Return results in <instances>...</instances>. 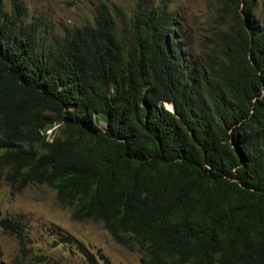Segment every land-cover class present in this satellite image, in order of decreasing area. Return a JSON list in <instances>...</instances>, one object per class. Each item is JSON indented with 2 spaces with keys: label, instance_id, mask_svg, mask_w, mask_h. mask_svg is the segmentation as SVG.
<instances>
[{
  "label": "trees",
  "instance_id": "obj_1",
  "mask_svg": "<svg viewBox=\"0 0 264 264\" xmlns=\"http://www.w3.org/2000/svg\"><path fill=\"white\" fill-rule=\"evenodd\" d=\"M168 3L98 0L54 33L0 0V180L142 264H264V0H212L197 55Z\"/></svg>",
  "mask_w": 264,
  "mask_h": 264
},
{
  "label": "rangeland",
  "instance_id": "obj_2",
  "mask_svg": "<svg viewBox=\"0 0 264 264\" xmlns=\"http://www.w3.org/2000/svg\"><path fill=\"white\" fill-rule=\"evenodd\" d=\"M3 1L8 9V0ZM104 1L112 9L122 5L127 11L135 4V0ZM23 2L28 21L39 18L45 30L58 33L92 19L98 0ZM214 7L212 0H169L168 9L179 21L178 33L192 55H197L201 43L211 41L212 31L220 24ZM86 255H91L95 264H142L139 254L116 243L102 222L73 220L48 186L29 184L17 190L0 180V263L88 264Z\"/></svg>",
  "mask_w": 264,
  "mask_h": 264
},
{
  "label": "water",
  "instance_id": "obj_3",
  "mask_svg": "<svg viewBox=\"0 0 264 264\" xmlns=\"http://www.w3.org/2000/svg\"><path fill=\"white\" fill-rule=\"evenodd\" d=\"M172 106H171V108L169 109V110H171L172 112L174 111V106H173V104H171ZM168 109V108H167Z\"/></svg>",
  "mask_w": 264,
  "mask_h": 264
},
{
  "label": "bare ground",
  "instance_id": "obj_4",
  "mask_svg": "<svg viewBox=\"0 0 264 264\" xmlns=\"http://www.w3.org/2000/svg\"><path fill=\"white\" fill-rule=\"evenodd\" d=\"M171 106H172V105H171ZM171 106H170V107H171ZM169 109H170V108H169Z\"/></svg>",
  "mask_w": 264,
  "mask_h": 264
}]
</instances>
